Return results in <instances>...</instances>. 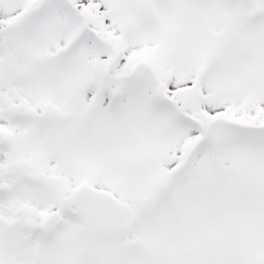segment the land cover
Wrapping results in <instances>:
<instances>
[{"label":"snow or ice","instance_id":"1","mask_svg":"<svg viewBox=\"0 0 264 264\" xmlns=\"http://www.w3.org/2000/svg\"><path fill=\"white\" fill-rule=\"evenodd\" d=\"M0 264H264V0H0Z\"/></svg>","mask_w":264,"mask_h":264}]
</instances>
